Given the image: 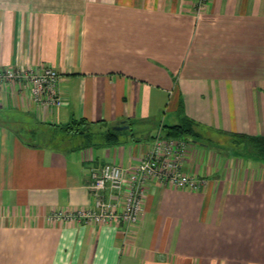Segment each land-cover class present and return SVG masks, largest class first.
<instances>
[{
  "label": "crops",
  "instance_id": "1",
  "mask_svg": "<svg viewBox=\"0 0 264 264\" xmlns=\"http://www.w3.org/2000/svg\"><path fill=\"white\" fill-rule=\"evenodd\" d=\"M197 2L0 0V69L51 66L62 95L0 87V264H264V158L205 134L264 136V0ZM185 116L199 189L149 180L130 232L64 215L94 206L96 167L139 162Z\"/></svg>",
  "mask_w": 264,
  "mask_h": 264
},
{
  "label": "built area",
  "instance_id": "2",
  "mask_svg": "<svg viewBox=\"0 0 264 264\" xmlns=\"http://www.w3.org/2000/svg\"><path fill=\"white\" fill-rule=\"evenodd\" d=\"M208 1L198 0L197 10L204 9ZM59 78V71L51 66L38 71L25 68L0 69V87L8 81L26 82L36 100L52 106L62 103ZM185 143L183 138H167L159 133L153 149L139 162L130 166L108 162L96 167L92 171L94 206L64 215L69 219H84L99 224L121 223L126 232H130L140 219L149 180L156 178L163 184L194 190L201 187L204 179L182 170ZM113 196L116 198L113 199Z\"/></svg>",
  "mask_w": 264,
  "mask_h": 264
},
{
  "label": "trees",
  "instance_id": "3",
  "mask_svg": "<svg viewBox=\"0 0 264 264\" xmlns=\"http://www.w3.org/2000/svg\"><path fill=\"white\" fill-rule=\"evenodd\" d=\"M196 121L188 116L183 117L182 121L179 124L172 125V126H165L164 127V136L167 138H175V139H182V138H189L195 137L198 133L194 130V125ZM91 122L87 121L86 119L75 120L71 122L67 127L66 130L75 134L78 133H86L91 129ZM110 140L113 138L112 141L114 142V133L112 131L108 134ZM247 138H253L256 142L262 141L264 143V136H249L248 134L243 135ZM261 143V142H260ZM256 153L264 158V150H255Z\"/></svg>",
  "mask_w": 264,
  "mask_h": 264
},
{
  "label": "rangeland",
  "instance_id": "4",
  "mask_svg": "<svg viewBox=\"0 0 264 264\" xmlns=\"http://www.w3.org/2000/svg\"><path fill=\"white\" fill-rule=\"evenodd\" d=\"M159 124H160V122H159ZM145 126L147 127V126H150V125L148 124V125H145ZM125 130H127V129H125ZM127 132L131 133V131H129V130H127ZM205 134H207L210 137L214 138V140L221 139V142H224V144L236 145V146L241 145V144H245L246 149H248V150L249 149H253V150H257V151L258 150H264V143L262 141L256 142L253 138H247L246 139V137L241 136V135L240 136H226V135H222L221 136L219 134L212 133L211 131L210 132H205Z\"/></svg>",
  "mask_w": 264,
  "mask_h": 264
},
{
  "label": "water",
  "instance_id": "5",
  "mask_svg": "<svg viewBox=\"0 0 264 264\" xmlns=\"http://www.w3.org/2000/svg\"><path fill=\"white\" fill-rule=\"evenodd\" d=\"M128 127V124L125 121H122L121 123H118L116 125H112V128L114 130H123Z\"/></svg>",
  "mask_w": 264,
  "mask_h": 264
}]
</instances>
